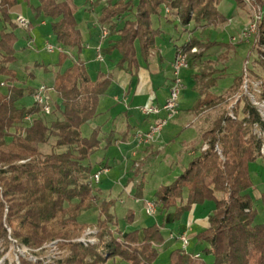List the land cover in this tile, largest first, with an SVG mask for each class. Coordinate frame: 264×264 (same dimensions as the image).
<instances>
[{
  "label": "trees",
  "instance_id": "obj_1",
  "mask_svg": "<svg viewBox=\"0 0 264 264\" xmlns=\"http://www.w3.org/2000/svg\"><path fill=\"white\" fill-rule=\"evenodd\" d=\"M22 1L30 4L31 0ZM221 1L224 0H137L135 5L133 0H109L101 10L98 23L111 36L118 35V39L102 51L103 56L116 50L121 56L118 68L126 65L128 69H136L139 67L137 47L141 58L147 60L161 35L154 28L153 18L160 16L162 6L184 27L195 21L204 28L228 21L219 11ZM256 1L260 7L264 6V0ZM19 2H0V23L5 26L0 32V77L6 80L0 87L8 88L7 94L0 92V237L6 239L10 229L15 241L32 249L53 241L68 242L62 248L70 254L57 264H108L117 258L126 264H156L160 249L166 243L162 227L154 225L144 229L142 238L139 232L124 235L118 229L112 230L116 217L111 210L116 200L100 203L97 244L85 246L72 242L88 228L87 224L80 223L82 215L99 204L97 190L90 183L91 169L85 162L100 148V129L83 138L82 127L96 117L100 100L107 95L112 79L101 72L92 78L83 63L74 62L60 69L52 84L60 100V104H54L59 119L48 123L35 104L31 109L21 107L19 103L35 91L8 86L10 78L16 80L10 66L16 63L18 42L14 32L18 25L10 11ZM37 3L36 8L32 5L34 15L50 20L56 43L64 50L81 51L82 35L70 22L72 14L69 19L60 0H37ZM237 3L240 5L239 0ZM122 20L123 25L119 27ZM29 22L28 31L32 28ZM7 26L11 31H7ZM258 27L257 44L264 48V21ZM196 47L197 43L191 40L176 52L188 54L192 68L199 60L198 55L191 54ZM65 54H60V67L67 60ZM261 54L264 58V52ZM259 65L264 70V59ZM202 76L200 73L194 77L199 98L190 112L195 116L218 108L224 103V96L241 90L243 83L242 77L236 78L229 91L217 96L212 92L217 81L204 83ZM258 98L264 100V84ZM240 104L242 116L232 119L223 115L213 129L202 133L208 149L194 157L173 184L161 186L152 201L158 211L174 210L177 222L194 206L207 201L214 204L207 230L197 237L208 245L204 253L215 258L214 264H264V224L255 223L257 211L250 193L254 187L250 166L260 158L262 145L253 127L257 124L264 130V123L250 99L242 98ZM27 117L32 118L31 123L26 122ZM51 140L55 142V150L42 155L41 147ZM219 145L222 157L216 153ZM141 190L142 187L136 201H143ZM259 200L264 207V193ZM134 219L135 214L129 211L125 220L132 223ZM190 255L179 248L171 254L170 262L206 264L202 256L201 260H195ZM21 264L33 263L23 260Z\"/></svg>",
  "mask_w": 264,
  "mask_h": 264
},
{
  "label": "rangeland",
  "instance_id": "obj_2",
  "mask_svg": "<svg viewBox=\"0 0 264 264\" xmlns=\"http://www.w3.org/2000/svg\"><path fill=\"white\" fill-rule=\"evenodd\" d=\"M72 1L77 12L76 21L79 26H83V49L81 51L64 50L67 52L64 55L67 56V60L64 61L62 67H60V54L58 52L51 54L46 51L47 43L53 46H59L51 32L50 20L44 17L36 19L32 5L36 8L38 6L37 0H31L30 4L20 0L17 9L13 13V17L11 18L15 21L18 16H21L27 21L32 22V28L28 31L27 29L18 26L14 30L18 38L16 46L17 60L10 68L15 71L18 78H16L15 81L10 78V80H8V86L20 88L30 87L33 89L39 88L40 84L43 82L51 85L60 69H66L79 60H84L86 62L90 76H95L97 72L105 73L117 70L121 59L118 53L105 54V60L100 64L96 63L93 59L95 49L100 47L106 51L112 37L108 29L106 28L103 30L95 20L97 16H100V10H96L92 15L89 11V7L102 2L107 5L108 0ZM239 1L240 5H238L237 0H224L220 2L219 6L221 7L219 10L228 19V21L223 24H212L202 28V25H198L194 21L190 22L187 27L178 24V27L175 28L176 22H174L175 24L173 23V25H168L166 23L162 26L167 34L161 44L163 48L162 56L165 62L172 60L177 47L181 48L186 42L191 40L197 43V47L192 49L191 54L198 55L199 58L195 68L188 65V69L181 71L180 76L184 87L179 97L181 113L175 117L174 121L177 122L182 119L183 123L181 122V124H183V126H179L181 130H179L176 135L169 134L174 127L172 123H168L164 128L162 134L164 135L166 133L168 139L164 145V151L158 152L156 156L149 158L146 161L144 160L143 162L141 161V157L132 158L131 153H122L115 145H109V138L105 136V133H111L116 129V132H119L122 126L121 122L123 121L121 117L112 118L111 122L107 125H103L101 118L97 117L82 127L83 138H89L93 131L100 127H102V132H104V134L101 133L99 136L102 140L99 150H97L85 162V166L90 167L91 169L92 176L90 183L92 187L97 190L96 193L99 204H96L94 210L84 213L80 218V223L88 225V228L83 232L80 238H82L87 231L96 233V237L98 236L99 230L96 227V223L100 214V203L108 200H116V205L111 210L116 217V225L112 226V230L118 229V231L122 232L124 235L139 232V237L142 238L144 229L157 225L162 227V234L168 239L171 233L178 235L180 231L185 229L186 225L189 226L194 223V221L200 220L203 221L204 225H208L209 215L214 209V204L212 202L207 201L199 205L194 216L191 214L192 217L190 215L189 218L184 217L177 222L174 221V210H159L156 216L148 217L140 207L137 209L135 208L137 205L135 198L139 195L140 187H142L141 192L143 201L152 202L161 186L173 184L188 168L192 161V159L186 155L187 146L189 144L193 145L192 152L194 155L192 158L205 152V148H208L207 142L202 144L200 139L199 133L201 129L203 128V132L210 131L215 127L217 121L223 117V115H226L228 118L231 117L232 119L241 117L242 115L240 112L243 103L240 104V100L246 97L250 99L249 95L245 93V87L247 86L249 88L250 95H257L253 90H257L258 86L262 87V84H264V70L259 65V61H263L264 59L262 56L263 54H261L264 52V48H259L260 46L257 44L260 36L259 30L250 41H245L242 38L243 33L245 30H248L250 25H254L255 23L258 26L264 21V6L260 7L256 0ZM133 2L137 5V0H133ZM60 3L70 19V2L68 0H60ZM160 15L163 16L164 12ZM42 22H45V27L41 25ZM4 27V24L0 23V32L4 30ZM120 27H122V25H120ZM6 28L7 31H11L9 26ZM104 31L107 32V36H109L107 40L103 37ZM102 39L104 42H102ZM180 53L186 54L184 52ZM186 56L189 64L190 61L188 54H186ZM258 59L259 61H257ZM163 69H166V66H163ZM200 73H203V78H200H202L204 83L213 82V80L217 81V86L212 89V92L217 96H222L229 91L234 85L236 78L242 77L243 82L241 90L233 94H226L224 96V103L218 108L206 110L202 114L197 115L202 116V124L193 121L195 116L192 114V118L188 113L198 100L194 77ZM171 75H173V70H171ZM159 79L161 80V84L159 85L160 90L157 89L158 85L153 83L152 86L149 84V90L147 91L149 94L146 95V100H148V102L150 101V103L147 102L148 104L145 106H155V101L157 99L156 96L161 98L163 96L162 92L166 91L163 84L166 82L169 83V81L166 79L162 80V78ZM17 81H20L21 83L17 84ZM5 82V77H0V84ZM145 88H147V85H145ZM0 92L2 94H7L8 88L0 87ZM52 102L53 105L55 102L60 104V100L57 98L56 94H53ZM152 102H154L153 105ZM19 104L21 107L31 109L35 104L34 98L33 96L27 95ZM136 115L140 121H143V117L139 113ZM59 118L60 116L55 111L54 105L53 114L46 116L45 120L48 123H52ZM136 119V117H133L132 122L135 123ZM115 122L116 124H119L117 127H114ZM253 133L258 139L255 134L256 132ZM54 144L55 142L51 140L48 145L42 146V155H48L53 152L55 150L53 148ZM218 150L219 151H216V153L219 157H222L223 153L220 145L218 146ZM140 165L142 166L138 169ZM132 166H134L135 169ZM103 170L106 171L104 172ZM98 173H101L100 182L96 183L93 180V176ZM250 174L254 186L250 190V193L254 197V208L257 211L255 223L264 224V207L259 200L260 195L264 193V156H260V158L250 166ZM120 201H122V203H120ZM130 209H132L135 214V219L132 223H128L125 220L126 214ZM195 224L199 227L196 222ZM200 230H203L202 226L200 227ZM7 232L8 236L6 239L0 237V261L6 259L5 261H7V264H13L14 255L17 253V249L14 246L15 240L12 238L11 230L7 229ZM195 234L196 231L191 232L188 235L190 240L189 253L198 252L201 254L204 263L214 264L215 258L212 255L204 253V249L208 247V245L200 242ZM80 238L73 240L72 242H78ZM98 241L97 237V242ZM67 243L68 242H61L57 247V252L63 254V259L70 254L67 249L62 248V245ZM180 246L181 245L175 243H172L171 245L164 244L160 249L161 252L156 264H171L170 256L174 251L179 248L181 249ZM38 256L40 259L46 261L49 256H53L52 248L43 250ZM23 260L26 259L21 258V262ZM108 264L126 263L117 258L110 260Z\"/></svg>",
  "mask_w": 264,
  "mask_h": 264
},
{
  "label": "crops",
  "instance_id": "obj_3",
  "mask_svg": "<svg viewBox=\"0 0 264 264\" xmlns=\"http://www.w3.org/2000/svg\"><path fill=\"white\" fill-rule=\"evenodd\" d=\"M103 1H105V0H103ZM0 2H1V0H0ZM90 3H91V1H90ZM94 3H95V1H94ZM70 5H71V14H72L70 22L80 31V33L82 35V31H83L82 27L83 26H79V24L76 21L77 12H76L75 6L73 5V1L70 2ZM90 6H91V4H90ZM105 6L106 5L103 2L100 4H97V5L95 4V5H92L91 7H89L90 8L89 11L93 15L96 10L97 11L100 10V14H101V10ZM17 7H15L14 9H12L10 11L11 17H13V13L17 9ZM220 7L221 6H219V8ZM163 12H164L163 16L160 15L159 17L153 18L154 28L160 30L161 35H160V37H158L156 39L155 46L152 49V51L150 52L148 59L144 60L141 58L140 51L137 47V58H138V62H139L138 68L128 69V67L125 65L123 68H117L116 71H113V72L108 71V72L104 73V74H107L111 77V79H112L111 80V86H110V89H109L107 95L101 98L100 104L98 107V113L95 117V118L100 117L102 122H103V125L109 124L111 122L112 118H114V117H121L123 121L121 122L122 126H121L120 131L116 132V130H117L116 129V130H113L111 133H105V136L107 138H109L108 143L112 142L111 144L118 147L122 153H125V154L131 153L132 158L141 157V161H143V162H144V160L146 161L147 159L156 156L158 154V152L164 151V145L168 141L166 133H165L164 135L161 134L158 141L156 143H154L153 145L138 148V147H136L135 142H134V135L137 131H147L149 129L150 125H152L155 121H157L158 119H160L164 116V114L161 113L160 115H157V116L145 117L139 111L140 107H144L146 104L150 103V101L148 102V100H146V97H147L146 95L149 94V93H147V91L149 90V84H151L153 86V83H154V84L158 85L157 89H159V85L161 84V80L159 78H162V80L166 79L169 81V83L166 82L163 84V86L166 88V91L162 92L163 96L161 98H158L156 96L157 99L155 101L156 102L155 106L162 107L165 104V102L169 96V90H170V86H171L172 79H173V75H171V70H172V65L174 63V60L177 56V54H176L177 49H179V47L176 48L175 54H174L172 60L165 62V60L162 56L163 48H162L161 44L164 41L163 39L166 38L167 34L163 30L162 26L166 23L168 25L169 24L173 25V23L176 22V24L174 23L175 28H176V27H178V24H180V21L165 6L161 7V14ZM99 17L97 16V18L95 19L97 23L99 21ZM36 19H38V18H36ZM123 21L124 20L119 22V27H120V25H123ZM41 25L44 27L46 26L45 22H42ZM108 37L109 36H107L105 39L107 40ZM111 37H112V39L109 42L108 48H110L114 45V43L118 39V35H114ZM172 41H173V38H172ZM102 42H104L103 39H102ZM98 48H100V47H98ZM97 49H95V51H94V58L93 59L96 63L100 64L101 62H98L96 59ZM102 51H104V50L102 49ZM115 53H118V51L113 50L110 54H115ZM119 57L121 58L120 54H119ZM104 60H105V56H104ZM77 62L83 63L85 65V67L87 68L86 62L84 60H82V61L79 60ZM163 66H166V69H163ZM98 74L99 73L97 72V74L95 76H91V77L96 78V76ZM16 76H17L16 78H18V75H16ZM153 80H154V82H153ZM17 82H18L17 84L21 83L20 81H17ZM53 82H54V80H53ZM43 84L49 85V84H46L45 82H43L40 84V86ZM144 84L147 85V88H145ZM50 86H52V84ZM24 88H26V87H24ZM27 88H30V87H27ZM37 89L38 88H33L34 91H36ZM153 93H154V91H153ZM153 104H154V102H152V105ZM137 113H139L143 117V121H140L138 119V117L136 115ZM180 113H181V111H180ZM188 113L193 118L194 114L191 113L190 111ZM133 117L137 118L135 123L132 122ZM173 121L174 120H172L170 123H172L174 127L171 129V133H169V134L176 135L179 132V130H181V128H179V126L180 125L183 126V124H181V122L183 123V121H182V119L177 121V122H175V121L173 122ZM193 121L199 122L202 124V116H195V119ZM118 125L119 124H116V122H115L114 127H117ZM184 125H186V124H184ZM184 127H186V126H184ZM99 129H100V134L101 133L104 134V132H102V127H100ZM202 130H203V128L201 129V131L199 133L201 141H202L201 134L204 133ZM111 144H109V145H111ZM202 144H204V141H202ZM192 147H193L192 144H189L187 146L186 155L188 157H190V159L193 160L192 156L194 155V153L192 152ZM136 164H138V163H136ZM141 166L142 165H140V167H138V169H140ZM132 167L135 169L134 166H132ZM120 203H122V201H120ZM136 204H137L135 206L136 209L140 207L141 210H143V201H136ZM197 209H198V206H194L192 208V211L190 213L184 215V217L189 218V216L191 214H193V216H194L197 212ZM129 211L134 213V211L132 209L128 210V212ZM128 212H127V214H128ZM127 214H126V216H127ZM191 217H192V215H191ZM191 217H190V219H191ZM187 220H189V219H187ZM195 222L199 225V227L196 226ZM201 226L203 228L202 231L200 230ZM207 228H208V225L206 226V225H204L203 221L197 220V221H194V223H192L189 226L186 225L185 229L183 231H180L178 235H181L184 233L189 235V233L196 231L195 235H196V237H198L200 234L204 233L207 230ZM171 234H173V233H171ZM172 243L179 244L176 241L170 240V236H169V238L166 239L165 245H171ZM191 254L195 255V254H200V253L191 252Z\"/></svg>",
  "mask_w": 264,
  "mask_h": 264
},
{
  "label": "built area",
  "instance_id": "obj_4",
  "mask_svg": "<svg viewBox=\"0 0 264 264\" xmlns=\"http://www.w3.org/2000/svg\"><path fill=\"white\" fill-rule=\"evenodd\" d=\"M16 24L24 29H28L30 26V22L27 21L25 18L18 16L15 20ZM258 26L254 23V25H250L248 30H245V32L242 35L243 40L250 41V39L257 34ZM104 39L107 37V32H103ZM46 51L48 53H55L58 52L59 54L67 53L64 51V49L61 46H53L49 43L46 44ZM96 59L98 62H103L104 57L102 53V49H97V55ZM188 60L186 54L179 53L172 65L173 70V79L169 90V96L165 102V104L162 107L158 106H144L140 107L139 111L140 113L145 117H152L160 115L161 113L164 114V116L157 121H155L152 125H150L149 129L147 131H137L134 135V142L136 147H145L149 145H153L158 141L160 138L162 131L164 128L170 123L172 120L175 119L176 116L180 113V106H179V97L181 95V92L183 90V83L181 79V71L184 69H188ZM4 84H2L3 86ZM257 90H253L257 95L255 94H249V88L246 86V94L249 95L251 104L257 109L262 122L264 123V100H260L258 95L261 93V86L257 87ZM53 94H55L54 89L50 85H41L34 93L33 98L35 105L40 108L41 112L44 116H50L54 112V105L52 102ZM26 122L31 123L32 118L27 117ZM255 134L258 137V140L262 142L261 148H260V156H264V130L260 128L259 125H254L253 127ZM208 149V148H207ZM205 148V150H207ZM216 151H219L218 148H216ZM104 172L106 170H103ZM100 174L98 173L93 176V180L96 183L100 182ZM143 210L145 214L148 217H154L157 215L158 208L154 202L150 201H143ZM96 233L87 231L83 235L82 238L78 240L77 243H81L85 246H92L97 244V238ZM170 240L176 241L181 245V250L187 254L189 253V247H190V240L187 234H181V235H170ZM61 244L60 241H54L49 244H45L43 247L39 249H32L28 248L23 245H19L17 241H14V246L17 249V253L14 255V262L13 264H21V258L26 259L27 261L33 263V264H57L59 261L63 259V254L61 252H57V247ZM47 248H52L53 256H49L46 261L40 259L38 254L42 252L43 250H46ZM195 260H201L200 254L190 255ZM6 260V259H5ZM5 260L0 261V264H7ZM5 262V263H4Z\"/></svg>",
  "mask_w": 264,
  "mask_h": 264
}]
</instances>
